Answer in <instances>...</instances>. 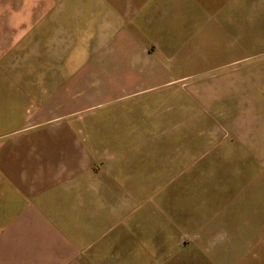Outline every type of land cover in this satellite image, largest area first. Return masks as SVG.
I'll return each instance as SVG.
<instances>
[{"label": "crops", "instance_id": "0c3cea01", "mask_svg": "<svg viewBox=\"0 0 264 264\" xmlns=\"http://www.w3.org/2000/svg\"><path fill=\"white\" fill-rule=\"evenodd\" d=\"M253 57L264 0H0V264H169L187 217L264 216L212 182Z\"/></svg>", "mask_w": 264, "mask_h": 264}, {"label": "rangeland", "instance_id": "374dc122", "mask_svg": "<svg viewBox=\"0 0 264 264\" xmlns=\"http://www.w3.org/2000/svg\"><path fill=\"white\" fill-rule=\"evenodd\" d=\"M24 13L26 17H30L27 10ZM261 59L264 58L253 57L244 64L260 65ZM258 74L263 80L264 74ZM250 90V96L259 99L245 106L238 104L231 106L234 115L243 117L240 122L235 120V123L240 125V132L244 135L243 141L247 146H242V150L233 149L225 154L226 157L221 160L225 167L218 168L212 177V180L214 179L212 182H217L219 188L237 186L241 183L246 189L252 184L248 187L251 192L256 188L253 183H257L259 189L264 187V88ZM234 140L236 141L235 138ZM257 195L263 196L262 193ZM256 204L259 206L256 210L250 205L251 213H261V210H264L263 199H259ZM228 220L234 221V225L217 227ZM189 224L197 225L194 226L196 231L171 235L169 264H264V216L251 215L227 220L225 217H187V225ZM158 250L153 251L156 253Z\"/></svg>", "mask_w": 264, "mask_h": 264}]
</instances>
